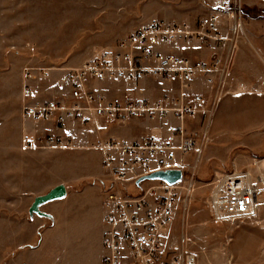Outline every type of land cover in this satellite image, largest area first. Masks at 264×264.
Masks as SVG:
<instances>
[{
	"label": "rangeland",
	"instance_id": "1",
	"mask_svg": "<svg viewBox=\"0 0 264 264\" xmlns=\"http://www.w3.org/2000/svg\"><path fill=\"white\" fill-rule=\"evenodd\" d=\"M234 5L241 8L239 39H185L156 48L161 56L227 62L231 76L244 84L240 93H222L220 99L203 86L210 118L198 113L185 120L189 132L208 125L210 138L181 169L186 189L177 190L166 243L178 238L176 243L194 253L197 264H264V195L256 216L245 221L213 222L208 206L219 173L248 170L264 158V0H229L223 8ZM211 9L207 0H0V264H101L109 183L97 142L122 140L127 137L123 129L140 132V123L163 135L179 124L172 117L128 123L95 118L51 129L66 142L47 147L41 139L48 130L22 120L24 102L62 99L59 68L80 63L142 23L158 19L193 27ZM228 28L226 22L224 36H231ZM147 63L158 61L151 57ZM176 85L146 78L134 92L158 99L173 94ZM95 89L114 96L126 85L97 83ZM58 184L66 186L65 197L39 207L50 217L30 215L34 197ZM149 185L146 180L138 186L144 190Z\"/></svg>",
	"mask_w": 264,
	"mask_h": 264
},
{
	"label": "built area",
	"instance_id": "2",
	"mask_svg": "<svg viewBox=\"0 0 264 264\" xmlns=\"http://www.w3.org/2000/svg\"><path fill=\"white\" fill-rule=\"evenodd\" d=\"M224 16L228 17L227 21ZM226 22L231 36L221 32ZM240 25L241 8L236 5L211 9L193 27L158 19L142 23L113 45L95 48L80 63L59 68V83L64 88L62 99L25 101L22 105L24 122L48 130L41 139L47 147L63 146L66 142L52 134L51 129L60 130L68 124L95 118L127 122L133 118L172 117L179 121L166 135L97 142L96 148L103 152L102 168L109 183L103 199L107 227L102 241L105 252L102 264H197L196 255L176 243L178 238L166 243L175 219L177 190L185 188L183 177L173 185L159 179L147 180L151 185L144 190L136 180L156 170H181L188 156L206 146L210 138L208 125L191 132L185 127L187 117L198 113L211 116L203 86L214 90L220 99L222 93H240L244 84L231 76L227 62L189 55L161 56L156 48L185 39L200 43L235 41L242 36ZM151 57L158 61L156 65H148ZM146 78L176 81L177 93L158 99L139 96L134 88ZM119 82L126 89L114 96L95 89L97 83ZM213 185L208 200L213 222L254 218L264 195V158L254 161L251 169L219 173ZM135 186L137 191L133 189Z\"/></svg>",
	"mask_w": 264,
	"mask_h": 264
},
{
	"label": "water",
	"instance_id": "3",
	"mask_svg": "<svg viewBox=\"0 0 264 264\" xmlns=\"http://www.w3.org/2000/svg\"><path fill=\"white\" fill-rule=\"evenodd\" d=\"M162 180L169 185L178 183L182 179V171L180 169H166V170H156L149 174L143 175L136 180V184L139 185L141 182L146 180ZM67 193L66 186L64 184H58L48 190L46 193L37 195L34 197L28 211L29 214L33 213L45 217H50L49 214L42 212L39 207L49 201L61 199L65 197Z\"/></svg>",
	"mask_w": 264,
	"mask_h": 264
},
{
	"label": "crops",
	"instance_id": "4",
	"mask_svg": "<svg viewBox=\"0 0 264 264\" xmlns=\"http://www.w3.org/2000/svg\"><path fill=\"white\" fill-rule=\"evenodd\" d=\"M229 2V0H207V5H208V8L211 9V8H215V7H219V6H223L225 3ZM177 86V85H176ZM177 93V88L175 89L174 93L175 94ZM131 121V120H129ZM127 121V123L129 122ZM179 122V121H178ZM126 123V122H125ZM140 125L143 126L142 130L140 132H137L136 130H127V129H123L126 133H127V137L123 138L122 140H117V141H132L136 138H138L139 136L141 135H144V134H162L163 132L161 133H158L159 132V129H156V128H151V126L149 124L146 123V125H144V123H140ZM186 125V124H185ZM177 126V125H176ZM169 129L167 130V133H169L173 127H168ZM161 130V129H160ZM163 130V129H162ZM137 132V133H136ZM165 134V132H164ZM103 258V257H102ZM101 264H102V259H101Z\"/></svg>",
	"mask_w": 264,
	"mask_h": 264
}]
</instances>
